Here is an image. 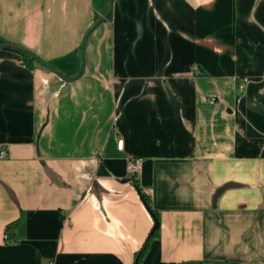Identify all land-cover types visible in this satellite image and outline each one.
Listing matches in <instances>:
<instances>
[{
    "label": "crops",
    "instance_id": "crops-1",
    "mask_svg": "<svg viewBox=\"0 0 264 264\" xmlns=\"http://www.w3.org/2000/svg\"><path fill=\"white\" fill-rule=\"evenodd\" d=\"M2 42L51 68L0 48V264H264V0H0Z\"/></svg>",
    "mask_w": 264,
    "mask_h": 264
},
{
    "label": "trees",
    "instance_id": "trees-1",
    "mask_svg": "<svg viewBox=\"0 0 264 264\" xmlns=\"http://www.w3.org/2000/svg\"><path fill=\"white\" fill-rule=\"evenodd\" d=\"M14 45V44H13ZM15 47L13 48H9L13 51H16L17 53L20 54L21 59L23 61V63L29 67V68H33L35 65L37 64H42L45 66H48L44 61L40 60L36 55H34L33 53H31L30 51L18 46V45H14ZM49 68H51L50 66H48ZM53 69V68H52ZM136 175H132V182L134 184V186L138 189L142 200L144 201L146 207L148 208V210L150 211V213L153 216L154 219V225L151 229V231L149 232L146 240L144 241L142 247L139 250V256L144 252V250L146 249L147 243L148 241L154 237V236H158L159 235V218L157 213L151 208L150 205V200L148 198L147 195L143 194L141 192V189L139 188L138 185V180L135 178ZM16 222L10 223L7 225L6 227V231L8 234L7 239H13L14 238V234L12 232V228L15 225ZM160 264H240V263H236V262H227V261H216V260H199V261H186V262H169V263H160Z\"/></svg>",
    "mask_w": 264,
    "mask_h": 264
},
{
    "label": "built area",
    "instance_id": "built-area-1",
    "mask_svg": "<svg viewBox=\"0 0 264 264\" xmlns=\"http://www.w3.org/2000/svg\"><path fill=\"white\" fill-rule=\"evenodd\" d=\"M122 142H123L122 138L117 139L116 144L118 148L122 147ZM5 155H6V150L2 147V145H0V157H4ZM140 168H141V159L139 157H131L128 160L127 169L132 175H137L140 171ZM142 193L147 195L146 193H149V190L146 189L145 191H142ZM4 237L7 239L8 237L7 232L5 233ZM48 264H53V262L52 261L48 262Z\"/></svg>",
    "mask_w": 264,
    "mask_h": 264
},
{
    "label": "water",
    "instance_id": "water-1",
    "mask_svg": "<svg viewBox=\"0 0 264 264\" xmlns=\"http://www.w3.org/2000/svg\"><path fill=\"white\" fill-rule=\"evenodd\" d=\"M13 48V47H15L13 44H11V43H7V42H2V43H0V48ZM55 72H57L58 74H60L61 75V73H59L58 71H56L55 69H53ZM80 72H81V68L79 69V71L74 75V76H72V77H65L64 75H62L63 76V78L64 79H71V78H75L76 76H78L79 74H80Z\"/></svg>",
    "mask_w": 264,
    "mask_h": 264
}]
</instances>
